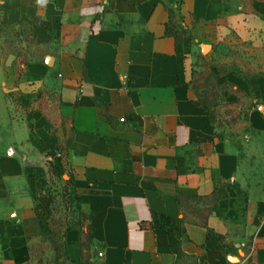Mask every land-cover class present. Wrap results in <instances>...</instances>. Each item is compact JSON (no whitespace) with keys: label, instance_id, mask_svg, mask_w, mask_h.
Here are the masks:
<instances>
[{"label":"crops","instance_id":"crops-1","mask_svg":"<svg viewBox=\"0 0 264 264\" xmlns=\"http://www.w3.org/2000/svg\"><path fill=\"white\" fill-rule=\"evenodd\" d=\"M1 16L37 44H20L34 53L25 69L0 38L2 264H264V0H19ZM204 46L256 57L253 76L225 75L245 99L232 97L241 118L227 132L194 83ZM17 93L33 112L14 124ZM62 145L64 181L88 221L67 232L68 258L56 262L36 197L45 154Z\"/></svg>","mask_w":264,"mask_h":264},{"label":"rangeland","instance_id":"rangeland-1","mask_svg":"<svg viewBox=\"0 0 264 264\" xmlns=\"http://www.w3.org/2000/svg\"><path fill=\"white\" fill-rule=\"evenodd\" d=\"M257 1V0H256ZM6 48V46H5ZM214 48H209L206 53H198V56L194 60L193 76L194 81L196 82L197 87L200 90V94L205 97L202 101L210 106H217V111L219 114L217 125L219 129H223V132L229 131L231 124H235V118H241L240 115H236L235 111L230 108L231 99L234 97L236 101H233L234 105L244 106L245 99L240 94H236V91L233 89V86L225 83V75L230 73L233 70H236L240 77L247 78L254 75L256 68L253 63L256 57L254 52L248 47L244 46L235 50L230 49L220 55H217L213 52ZM18 67V66H16ZM9 106L11 108L10 118L7 122L19 123L22 122L21 118H28L27 113L32 111L33 106L29 105L25 108L24 105H21L20 94L10 95ZM46 100L44 97L42 101ZM39 100L37 104H39ZM36 103V102H35ZM33 112V111H32ZM243 114V113H241ZM52 115V113H50ZM55 118L54 115L51 116ZM12 119V120H11ZM233 119V120H232ZM2 121V120H1ZM9 123V124H10ZM2 124V123H1ZM2 124L0 129H4ZM63 145L58 147V151L51 150L45 154L46 163L48 167L49 176L46 179L47 192L52 195L50 198L51 211L53 213V221H55V226L60 223L70 224V222L76 223L79 221L76 211L67 210L62 205V195L64 194V180L67 175L65 172L64 165L61 163V160L64 159V149ZM61 154L63 158L58 159L57 155ZM56 167L58 171L54 179L51 176L52 172L49 170L50 167ZM49 202V200H47ZM78 220V221H77ZM83 226H87V220L83 222ZM46 252H40L39 255H45ZM2 264V262H0Z\"/></svg>","mask_w":264,"mask_h":264},{"label":"trees","instance_id":"trees-1","mask_svg":"<svg viewBox=\"0 0 264 264\" xmlns=\"http://www.w3.org/2000/svg\"><path fill=\"white\" fill-rule=\"evenodd\" d=\"M11 3H5V5H0V38H4V44L6 46V49L8 52L12 53L16 56L15 59V65L17 66H23L25 69L28 67V65L35 60L34 53L22 52V47L20 44L26 42L29 46H36L32 33L30 31V27L28 25H25L20 31H15L12 24L9 22H5L2 19L1 13L4 11H7L8 8H18L19 7V0H8V2ZM176 24L174 22V15L173 12L170 10V23L168 24V34L173 35L178 38V33L175 32L176 30ZM11 36L14 37L13 40H11ZM19 43H16V42ZM23 69V68H22ZM22 72V70H21ZM196 89L199 90V88L196 85V82L194 81ZM26 98H29V94H25ZM201 100H203L205 97H203L202 94H200ZM41 97L38 96V100ZM203 103V101H200ZM206 104V102H205ZM210 106V105H209ZM52 174L51 176L55 177L57 174L56 167L53 165V167H50L49 169ZM47 182L45 181L41 185V193L42 197L41 199L36 197L37 205H36V212L38 214V218L40 221V224L42 226V231L44 232V238L48 241H50L52 248L55 251V261H59L61 258H68V254L66 251V243H65V236L67 232L70 230L80 227V232L83 227V222L85 220L88 221V217L81 211V208L79 205H77V196L75 192L74 185L71 182V179L69 181L64 182V194L62 195V205L67 210H74L76 211V214H78L79 221L76 222H70V224L65 223H57L59 225L55 226V221H53V213L51 211V205L52 202H50V198L52 197L51 194L47 192V187L45 186ZM49 200V202L47 201ZM180 204H183V201L180 199ZM75 207L77 209H75ZM153 227L155 230H163L166 228V223L161 220V217L158 214H154L153 216ZM169 224L171 226L180 225L182 222L180 220H174L169 219ZM92 239V233L91 230L88 228L86 232L80 233V248H88L90 242ZM82 252V251H81Z\"/></svg>","mask_w":264,"mask_h":264},{"label":"built area","instance_id":"built-area-1","mask_svg":"<svg viewBox=\"0 0 264 264\" xmlns=\"http://www.w3.org/2000/svg\"><path fill=\"white\" fill-rule=\"evenodd\" d=\"M19 98H20V101H21V105H24L25 108L28 105H29V107L31 106L32 101H31L30 97L29 98H26L25 94H22L21 96H19ZM57 158L58 159H61V158H63V156L61 154H58L57 155ZM100 256H102V254H100Z\"/></svg>","mask_w":264,"mask_h":264},{"label":"water","instance_id":"water-1","mask_svg":"<svg viewBox=\"0 0 264 264\" xmlns=\"http://www.w3.org/2000/svg\"><path fill=\"white\" fill-rule=\"evenodd\" d=\"M205 48H208V50H209L210 47L209 46H204L203 47V53H206ZM46 64L49 65V66H52V64H50L49 60L46 61Z\"/></svg>","mask_w":264,"mask_h":264},{"label":"clouds","instance_id":"clouds-1","mask_svg":"<svg viewBox=\"0 0 264 264\" xmlns=\"http://www.w3.org/2000/svg\"><path fill=\"white\" fill-rule=\"evenodd\" d=\"M37 3L40 5H44L47 3V0H37Z\"/></svg>","mask_w":264,"mask_h":264},{"label":"bare ground","instance_id":"bare-ground-1","mask_svg":"<svg viewBox=\"0 0 264 264\" xmlns=\"http://www.w3.org/2000/svg\"><path fill=\"white\" fill-rule=\"evenodd\" d=\"M208 48H205V51L207 52Z\"/></svg>","mask_w":264,"mask_h":264}]
</instances>
